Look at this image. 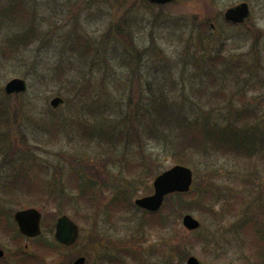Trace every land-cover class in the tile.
Here are the masks:
<instances>
[{
    "label": "rangeland",
    "instance_id": "obj_1",
    "mask_svg": "<svg viewBox=\"0 0 264 264\" xmlns=\"http://www.w3.org/2000/svg\"><path fill=\"white\" fill-rule=\"evenodd\" d=\"M242 1L250 4L248 19L229 25L224 12ZM15 2L17 0H0V5ZM22 2L30 12L29 17H33L31 22L42 31L51 29L53 33L42 46L36 41L24 48L17 60L7 61L0 54V103L5 102L7 109V119L0 122V132L5 129L6 134L10 133L9 126L18 130L31 152L41 159L44 177L66 173L77 159L87 164L105 189L103 198L92 207L74 204L68 209L66 214L81 227V237L73 246L61 245L47 254V262L69 264L85 254L87 264H187V258L195 255L200 264H264V246L257 248L251 240L254 237L251 231L238 227L244 215L264 207V161L216 154L208 147V152L193 150V155L182 156L194 171L195 192L182 197L171 194L167 198L174 214L168 218L166 229L161 230L145 222L144 210L134 201L152 192L155 176L178 163L182 153L176 156L170 148L164 149L149 140L150 143L145 144L147 159L142 158L127 129L131 98L136 100L139 93H143L145 99L149 97L148 87L152 85L149 81L153 78L167 89L166 85L178 81L174 94H179V102L186 100L198 109V93L192 87L203 77L208 78L207 54H221L228 60L244 62L245 80L251 77L241 86L247 89L248 95L237 100L232 98V106L253 107L264 113V0H176L161 8L142 0ZM205 19L217 21L221 27L201 40L205 34L201 33L199 24ZM16 25L17 21L11 24L10 27L15 26L12 28L1 26L0 45L7 35L18 31ZM78 35L93 43L94 47L85 54L83 46L77 42ZM130 43L134 49L142 51L133 61ZM256 57L260 65L256 72L250 71L246 64ZM57 62L69 71L56 76ZM70 64L73 67L70 68ZM136 67L138 74H135ZM194 71L200 72L195 79L193 75L191 78ZM15 76L24 77L28 89L4 100L5 84ZM56 95L62 96L64 102L55 108L50 101ZM206 100L204 98L202 109L228 110L230 107L226 101L208 104ZM54 119L64 128L56 141L46 137L48 133L43 128ZM97 121L113 126L116 136L110 140H84L79 123ZM122 131L126 133L121 136ZM156 154H160L157 161H148L157 159ZM2 158L0 154V213H10L16 226V210L36 207L43 213V232L39 237L56 240L52 226L57 217L64 214L63 210L36 195L11 199L4 192L8 190L5 183L9 173L30 175L36 171L30 166L33 159L13 153L8 162L16 165H10L9 169L3 167ZM123 185L130 187L135 206L113 214L106 205L113 192ZM202 189L213 192L215 199L210 207L215 214L197 205ZM232 207H236L235 210ZM185 213L199 219L201 227L193 232L187 230L182 222ZM162 241L168 244L163 247L167 257L170 255L169 262L152 253V247ZM26 243L28 250H34L33 241L25 238L23 244ZM0 248L6 252L0 264H10L16 254V243L0 234Z\"/></svg>",
    "mask_w": 264,
    "mask_h": 264
},
{
    "label": "trees",
    "instance_id": "obj_2",
    "mask_svg": "<svg viewBox=\"0 0 264 264\" xmlns=\"http://www.w3.org/2000/svg\"><path fill=\"white\" fill-rule=\"evenodd\" d=\"M22 1L17 0L13 5L9 6L0 5V29L2 25H5L6 29L15 27H10L15 21H17L16 26L18 28V31L14 30L10 36L7 35L4 38V42L0 45V54L5 57L2 59L7 61L11 59L17 60L19 58L17 56H21L23 49L36 41L39 46H42L45 42L47 43L53 33L51 29L42 31L31 22L33 17H29L30 12ZM142 1L151 6H157L147 0ZM175 21L179 22V18H176ZM215 23L216 28L214 29L211 27L210 19H205L199 24L201 33L205 34V37L201 38V40L208 37L209 33L220 29L219 23L217 21ZM77 42L80 46H83L84 54L94 47L93 43L83 35L77 36ZM203 52H205V49H203ZM130 54H132L131 60L133 61L142 54V51L134 49L133 44L130 43ZM194 56H196L195 53ZM207 57H209V60L205 65H208L209 69L208 78L203 77L201 81H198L192 87V90L198 93V109H195L186 100L179 102L177 98L179 94H174L178 81H174L171 85H166L169 88L167 89L165 86H161L162 82L153 78V80L149 81V84H152L148 87L151 93L149 97L147 96L145 99V95L139 93L136 100L131 98L130 107H128L129 113L131 112V115H129L131 118H128L129 121L127 122L128 135L132 143L137 144L138 152L142 158L147 159L145 156V144L150 143L149 140H152L164 149L170 148L176 156H179L176 153H182L178 163L187 164V160L185 161L182 156L193 155L191 152L193 150L208 152L206 147L216 154H234L239 157L257 158L264 161V113H261L260 109L255 110L256 108L253 107L234 108L232 106V98L237 100L248 95L247 89L241 86V83L245 86L246 81L250 80L251 77H247L245 80L244 62L228 60L226 59L227 57L225 58L221 54L215 56L207 54ZM246 65L250 71L256 72L260 61L256 57L254 61ZM69 67L73 66L70 64ZM54 69L56 76L69 71V68H64L61 62L55 63ZM138 69L136 67L135 74H138ZM199 74L200 72L194 71L191 74V78L193 75V79H195ZM89 88L86 90L89 91ZM180 89L183 90V88ZM87 91H85V95ZM3 94L2 98L4 100L9 97L4 92ZM207 94L209 96H206ZM204 98L207 99L206 103L208 104L226 101V105L230 107L228 110L216 107L202 109ZM251 111L252 113H250ZM6 112L5 102L0 103V122L7 119L5 117ZM9 127L12 128L11 131H8L10 133L6 134L5 129L0 132L3 134L2 136L0 134V154L3 155V167L6 166L10 169V165H16L13 162H8V158L11 154L18 153L20 157H25L28 160L32 158L30 166L33 171L36 170L30 175H26L23 172H18L15 175L8 174L5 183V187L8 190L4 192L11 199H15L18 196L36 195L44 202L55 203L58 210L60 209L67 213L68 209L72 208L74 204L88 208L92 207L95 201L97 203L100 198H103L105 189L97 182L95 179L97 177L90 171L87 164L81 160H74L71 163L72 168L66 173L62 174L59 172L54 175L55 177H44L41 175V170H43L41 159L31 152L30 146L23 141L22 135L18 133V130L13 128V126ZM79 127L84 140L87 138L91 140L95 138L110 140L116 136L114 127L104 121H97L95 124L83 122L79 123ZM43 128L49 135H46V137H51L55 141L61 137L60 134L64 130L55 119L45 124ZM125 133L122 131L121 136ZM159 155L156 154L157 159L154 160L151 157L152 160L148 161H152V163L157 161ZM21 163L23 162L20 161ZM22 166L24 167V165ZM104 186L108 187L107 184H104ZM194 192L195 190L192 189L188 193H176L174 196L182 197ZM200 192L197 205L205 206L206 211L208 210L215 214L210 207L213 198L215 199L213 192L208 189H202ZM131 195L132 191L129 186H119L113 192L106 209L116 214L125 208L135 206L131 200ZM28 200L30 201V199ZM32 202L37 203L35 200H32ZM235 208L232 207L233 210ZM12 211L13 209L10 212ZM144 214L147 217L146 223L158 226L162 230L166 229L167 220L171 215L173 216L174 212L171 204H168L166 200L160 211L145 212ZM238 227L244 231H251L254 236L251 239L252 242L257 248L263 247L264 207H260L259 210L253 209L249 214L244 215L239 221ZM50 230L52 231V229ZM0 234L9 237L16 243L17 249L14 259L18 264H52L47 262V254L54 252L57 247L61 246L55 240L39 238L34 242V250H28L23 245L22 235L10 217V213L7 215L4 212L0 213ZM163 245L165 247L168 244L162 241L161 244L153 246L152 253L160 256L164 262H169L170 255L167 257ZM169 247L172 248L173 245H169ZM114 259L116 258L114 257Z\"/></svg>",
    "mask_w": 264,
    "mask_h": 264
},
{
    "label": "water",
    "instance_id": "obj_3",
    "mask_svg": "<svg viewBox=\"0 0 264 264\" xmlns=\"http://www.w3.org/2000/svg\"><path fill=\"white\" fill-rule=\"evenodd\" d=\"M153 3L164 4L173 0H149ZM250 15V6L247 2L239 3L229 7L225 11V18L234 23L245 22ZM27 89V81L21 77H14L5 84V91L8 94L24 92ZM61 96H55L51 100L53 107H58L63 103ZM194 180V172L191 167L184 164H176L159 174L154 180V193L139 197L136 204L151 211L159 210L164 204L165 197L173 192H187L190 190ZM14 217L22 233L28 236H37L42 232V212L35 208L20 209L15 212ZM184 226L190 230H196L201 226V222L193 214L186 213L183 216ZM80 235L79 225L67 214L60 216L56 222V238L66 244H73ZM4 250L0 249V256ZM86 257L79 256L71 264H85ZM187 264H200V260L191 255Z\"/></svg>",
    "mask_w": 264,
    "mask_h": 264
},
{
    "label": "flooded vegetation",
    "instance_id": "obj_4",
    "mask_svg": "<svg viewBox=\"0 0 264 264\" xmlns=\"http://www.w3.org/2000/svg\"><path fill=\"white\" fill-rule=\"evenodd\" d=\"M242 2H245V1H242ZM247 2V1H246ZM250 5V4H249ZM212 25V24H211ZM12 262H10V264H11Z\"/></svg>",
    "mask_w": 264,
    "mask_h": 264
}]
</instances>
